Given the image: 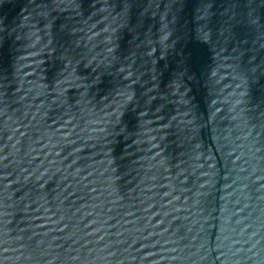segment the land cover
I'll use <instances>...</instances> for the list:
<instances>
[{
  "label": "water",
  "instance_id": "water-1",
  "mask_svg": "<svg viewBox=\"0 0 264 264\" xmlns=\"http://www.w3.org/2000/svg\"><path fill=\"white\" fill-rule=\"evenodd\" d=\"M0 264H264V0H0Z\"/></svg>",
  "mask_w": 264,
  "mask_h": 264
}]
</instances>
